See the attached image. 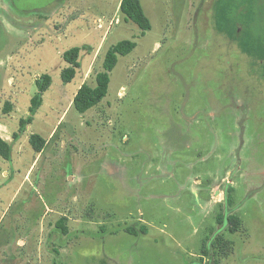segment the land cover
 <instances>
[{"label":"rangeland","instance_id":"rangeland-1","mask_svg":"<svg viewBox=\"0 0 264 264\" xmlns=\"http://www.w3.org/2000/svg\"><path fill=\"white\" fill-rule=\"evenodd\" d=\"M139 1L144 35L121 0H0V264H264V0Z\"/></svg>","mask_w":264,"mask_h":264},{"label":"trees","instance_id":"trees-1","mask_svg":"<svg viewBox=\"0 0 264 264\" xmlns=\"http://www.w3.org/2000/svg\"><path fill=\"white\" fill-rule=\"evenodd\" d=\"M261 6H257V8ZM262 8V7H261ZM120 11L125 15L126 20H131L141 29V35H144L145 31L150 29L151 24L148 17L145 15L144 10L139 0H121ZM259 21H253L252 27L258 31L261 28L262 23ZM259 33V32H258ZM259 35H262L260 31ZM136 46V42L130 39H123L112 45L106 52L102 66L103 70L99 71L95 77V85L90 86L87 83H83L77 92L75 93L72 104L76 111L84 113L88 109L97 105L107 94L108 85L110 81V72L117 63L118 56H124L130 53ZM80 47L73 46L62 53L63 58L69 62L72 66L66 68L61 77L64 81H70L75 74V67L77 66V57ZM50 81V76L45 74L41 79L37 80L40 90H45ZM40 105L39 94H36L31 99L30 112H34ZM31 117L27 119H21L18 132L12 134L13 138L18 137V133L21 132L27 122H30ZM34 146V149L39 152L43 146V140L38 136L33 135L30 139ZM10 145L7 140L0 136V157L8 159L10 157ZM63 219L59 221L60 227L63 225ZM223 223V219L220 220ZM239 218L235 215L228 216L229 230L236 231L239 227Z\"/></svg>","mask_w":264,"mask_h":264}]
</instances>
